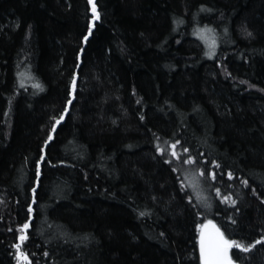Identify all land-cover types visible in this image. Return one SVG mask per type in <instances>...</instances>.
Returning a JSON list of instances; mask_svg holds the SVG:
<instances>
[{
	"label": "trees",
	"instance_id": "obj_1",
	"mask_svg": "<svg viewBox=\"0 0 264 264\" xmlns=\"http://www.w3.org/2000/svg\"><path fill=\"white\" fill-rule=\"evenodd\" d=\"M207 223L264 264V0H0V264H202Z\"/></svg>",
	"mask_w": 264,
	"mask_h": 264
},
{
	"label": "snow or ice",
	"instance_id": "obj_2",
	"mask_svg": "<svg viewBox=\"0 0 264 264\" xmlns=\"http://www.w3.org/2000/svg\"><path fill=\"white\" fill-rule=\"evenodd\" d=\"M93 13L95 15V5L93 4ZM98 19V16H97ZM214 47V43L212 45ZM73 86H75V81H73ZM36 87H39V85H36ZM60 120L58 119L56 123L58 124ZM176 145L173 144V152L172 155L176 156L175 152ZM184 151H187L185 149ZM186 163H192L193 161L188 159L185 161ZM203 175V173H201ZM29 227L28 224H25L23 226V229H27ZM207 227V225H205ZM215 227V226H213ZM22 229V230H23ZM25 237L21 236L20 239L23 240ZM239 248L242 251H247V248H244L242 245L236 243L234 240L230 241L224 238L223 233L219 232V229H216L215 234L210 237L207 241L204 237V235H201L200 240V252H201V260L202 264H232V260L229 257V250L231 248ZM17 248L19 249V245H17Z\"/></svg>",
	"mask_w": 264,
	"mask_h": 264
},
{
	"label": "rangeland",
	"instance_id": "obj_3",
	"mask_svg": "<svg viewBox=\"0 0 264 264\" xmlns=\"http://www.w3.org/2000/svg\"><path fill=\"white\" fill-rule=\"evenodd\" d=\"M205 225H207V227H205ZM205 225H203V226L201 227L200 240H201V235H202V234H203L204 237L206 238V236H207V234H208L209 231H216V229H218V228H217L214 224H212V223H207V224H205ZM213 226H215V227H213ZM260 242H262V240L257 241L256 244H258V243H260ZM236 243L242 245L244 248H247V249H249L248 247L251 248V246H247L245 243H241V242H236ZM234 248H235V247H233V248H231V249L229 250V253H228V254H229V257H230V258H231V252H232V250H233ZM236 249H239V248H236ZM231 260H232V258H231ZM232 263H233V264H237V263H235L233 260H232ZM18 264H23V262H22V258H19V259H18Z\"/></svg>",
	"mask_w": 264,
	"mask_h": 264
},
{
	"label": "water",
	"instance_id": "obj_4",
	"mask_svg": "<svg viewBox=\"0 0 264 264\" xmlns=\"http://www.w3.org/2000/svg\"><path fill=\"white\" fill-rule=\"evenodd\" d=\"M215 232H216V231H209L208 234H207V236H206V238H205L206 241H207L210 237H212V236L215 234ZM200 253H201V252H200ZM201 262H202V260H201ZM232 264H233V263H232Z\"/></svg>",
	"mask_w": 264,
	"mask_h": 264
}]
</instances>
